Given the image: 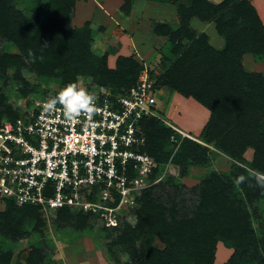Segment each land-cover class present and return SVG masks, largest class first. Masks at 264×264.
<instances>
[{
	"label": "trees",
	"instance_id": "obj_1",
	"mask_svg": "<svg viewBox=\"0 0 264 264\" xmlns=\"http://www.w3.org/2000/svg\"><path fill=\"white\" fill-rule=\"evenodd\" d=\"M20 1L0 0V37L12 42L21 53V56L1 57V72L14 67L17 74L21 68L34 71L39 77L62 74L66 79L58 84L56 90L65 84L76 83L77 79L89 82L86 79L90 76L95 83L109 86L106 89L114 95L136 82L139 71L134 61L121 59L115 70L108 69L106 58L92 54L81 30H73L69 26L68 18L77 0H52L49 22L38 23L37 26L15 9L13 3ZM228 2L234 4L223 17L216 18L217 32L225 41L224 49L214 50L203 37L182 51L181 57L163 78L164 83L177 89L182 96L192 97L210 112L206 125L211 131L209 142L233 162V178L218 174L206 176L198 189L197 205L188 211L190 216L187 212L180 214L175 199L172 198L169 206H166L153 196L152 188L143 191L138 197L136 224L121 228L122 233L115 242L121 245L122 252L135 264H214L218 244L232 252L223 264H264V230L257 232L253 228L248 209L249 205L264 201V190L250 187L248 182L238 189L233 185L234 179L247 175L249 168L264 173V77L248 73L241 66V58L245 54L254 57L264 55V27L248 0H226L219 8L202 3L199 13L212 17ZM184 25L186 27L187 23ZM158 27L154 28L155 34H158ZM185 27H182L183 31H186ZM176 53L173 52L174 55ZM129 75H132L131 80L123 82ZM16 81L22 83L19 76ZM27 86V82L20 86L22 92L19 94L23 98L28 97ZM56 90L51 89L36 99ZM2 100L0 106L6 103V100ZM22 113L8 105L0 112V122L14 121ZM142 130L145 135L143 152L155 159L157 172H160L174 151L171 148L173 145L166 141L165 147L163 144L153 147L151 137L158 139L164 136L170 140L177 135L155 118L142 120ZM177 140L180 141L181 137L178 136ZM205 150L199 144L183 139L172 162L181 164L180 161L187 159L198 166L199 157L206 158ZM247 150H252L250 161L244 159ZM3 202L7 209L0 217L4 218L6 225L13 226L10 219L16 214H8L13 206L20 208L17 213L24 220L30 217L36 219L38 225L42 224L39 208L17 206L8 199ZM56 214L62 226L74 224L75 227H83L87 218L65 208ZM22 227L12 232L14 239L25 235ZM108 231L115 232V228ZM151 236L159 238L165 246L163 250L150 245L146 237ZM110 245H114L113 240ZM108 254L112 255L111 246L108 247ZM10 258V253L2 255L0 264H9ZM40 262L41 252L35 248L28 254L25 264Z\"/></svg>",
	"mask_w": 264,
	"mask_h": 264
},
{
	"label": "rangeland",
	"instance_id": "obj_2",
	"mask_svg": "<svg viewBox=\"0 0 264 264\" xmlns=\"http://www.w3.org/2000/svg\"><path fill=\"white\" fill-rule=\"evenodd\" d=\"M88 1L77 0L74 2L68 18L69 26L73 30H81L89 42L92 54L99 58L104 56L108 69L115 70L117 62L121 59H131L137 64L139 71L137 79L145 69L155 81V116L152 118L160 120L167 128L172 130L174 127L196 140L195 142L181 138L178 141L177 137L180 135L175 131L177 136H172L170 140L164 136H160L158 139H155L154 136L151 137V146L161 147L163 144L165 147L167 145L165 142L169 141L174 150L168 161L162 163L160 170L163 172L169 169L167 177L161 183L153 186L151 192L166 206H169L172 198L175 199L174 203L180 214L187 212V215L190 216L188 211L192 210L198 203V189L201 187L204 178L210 174L233 178L232 169L234 167L231 159L217 151L209 142L211 131L207 129L206 125L210 118V112L192 97H184L177 89H173L169 84L164 83L163 76L181 57L183 50L196 41L202 40L203 37H205L206 44L214 50L222 51L224 49L225 41L217 32L216 18L223 17L225 11L234 3L228 2L223 9L214 13L212 17H206L204 13H199V7L202 3L209 4L213 8H219L226 0H147L151 3L167 5L170 8H166L171 11L169 12L171 16L167 22H154L153 18L150 17L151 20L139 23L138 26L129 25L128 27L125 25L126 31L124 30L120 34L117 30L118 25H115L114 17L107 23L91 25L89 22L83 26L76 23L74 20L76 4L78 2L87 3ZM248 1L255 9L260 23L264 27V0ZM20 2L13 3L15 9L19 10L26 20L32 21L34 26H37L38 23L46 24L49 22L52 14V0H21ZM124 2L126 5L123 7V13L129 9L130 1L124 0ZM125 21V19H121V25ZM185 23H187L186 27ZM154 24L159 26L158 34L155 35L161 34V38L145 36V33L147 34ZM182 27H185L186 31H183ZM116 31L118 32L116 33ZM134 44L136 45L133 46ZM174 51H177L176 55L173 54ZM3 56H21V53L12 42L0 37V58ZM263 57L264 55L254 57L251 54H245L241 58V66L248 73H255L264 77ZM21 69L19 74L14 67L7 68L4 73L0 71V101L6 100L5 105L0 106V112L4 111L8 105L16 111L24 112L31 107L34 99L43 96L45 92L51 89L56 90L58 84L66 79L62 74L55 77L49 75L39 77L34 71ZM18 76L22 83H28L26 87L28 97L26 98L19 94L22 92L20 89L22 83L16 81ZM131 78L132 75H129L122 81H130ZM90 79L88 76L86 80L91 82L93 79ZM91 84L104 88L109 87L94 81ZM0 121H2L1 115ZM183 139L199 144L200 148L207 149L205 150L206 158L199 157L198 166L187 159L180 161L181 164H173V155ZM187 146L190 149L191 143ZM171 148L170 150H172ZM161 158L164 156L161 155ZM251 158L252 150H247L244 159L250 161ZM3 200L0 198V214H4L7 209ZM11 208L12 210L8 214H16L14 218H9L11 223L13 222V226L8 225V223L6 225L4 218L0 217V228H2V230L0 229V257L10 253L9 264H25L28 254L35 248L41 252L42 262L39 264H135L134 260L122 252L121 245L115 243L122 233L121 228L127 224L133 226L136 224L135 214L118 216L116 219L118 227L115 226L114 232L101 227L100 223L89 215H86L87 218L83 227H75L74 224H71L72 226L59 224L57 214L54 212L40 213L39 218L42 220V224L38 225L34 218L27 217L24 220L23 216L17 213L20 208L14 206ZM248 209L253 228L257 232L261 229L264 230V201L253 203L248 206ZM21 227L25 235L22 238L14 239L12 232ZM118 229L120 230L117 231ZM146 238L153 248L164 249L165 246L157 236ZM112 240L114 245H110ZM110 246L112 255L108 254V247ZM214 264H218V262L214 260Z\"/></svg>",
	"mask_w": 264,
	"mask_h": 264
},
{
	"label": "built area",
	"instance_id": "obj_3",
	"mask_svg": "<svg viewBox=\"0 0 264 264\" xmlns=\"http://www.w3.org/2000/svg\"><path fill=\"white\" fill-rule=\"evenodd\" d=\"M76 84L95 96L94 112L68 120L61 106L48 110L46 101L63 85L0 124V198L40 213L69 209L114 229L118 216L134 215L139 195L170 171L157 172L143 152L142 120L155 116V81L144 69L118 95L81 79Z\"/></svg>",
	"mask_w": 264,
	"mask_h": 264
},
{
	"label": "crops",
	"instance_id": "obj_4",
	"mask_svg": "<svg viewBox=\"0 0 264 264\" xmlns=\"http://www.w3.org/2000/svg\"><path fill=\"white\" fill-rule=\"evenodd\" d=\"M129 1V9L124 13L122 12L123 7L126 5L124 0H89L87 3L78 2L76 4V13L74 16V20L77 24L83 26L85 23L89 22L91 25L103 22L107 23L113 20L114 17L115 25H118L117 30L120 34H122L121 32H123L124 30L126 31L125 25H128V27L129 25L138 26L139 23H143L146 20L149 21L151 20V18H153L154 22L165 23L171 16L169 13L171 11L166 9L168 8L167 5L151 3L147 0ZM121 19L126 20L125 22H123V25H121ZM156 26L157 24L151 26L147 34L145 33V36H155L157 38H161V35L156 36L154 33V28ZM118 31H116V33ZM130 37L133 38L132 36ZM135 45L136 44H134L133 46ZM218 245L219 246H217L215 260L218 262V264H223L228 260L232 252L231 250L225 249L223 246H220V244Z\"/></svg>",
	"mask_w": 264,
	"mask_h": 264
},
{
	"label": "clouds",
	"instance_id": "obj_5",
	"mask_svg": "<svg viewBox=\"0 0 264 264\" xmlns=\"http://www.w3.org/2000/svg\"><path fill=\"white\" fill-rule=\"evenodd\" d=\"M47 46V44H44ZM96 98L86 88L79 87L76 83H69L59 89L56 94L46 101V108L51 110L55 106L62 107L68 120L79 117L82 113L94 112ZM247 175H239L233 181L237 189L241 184L248 182L250 187L264 190V173L255 169H247Z\"/></svg>",
	"mask_w": 264,
	"mask_h": 264
}]
</instances>
